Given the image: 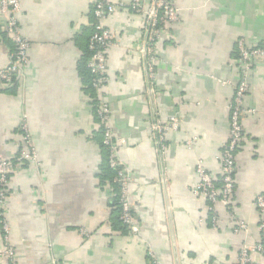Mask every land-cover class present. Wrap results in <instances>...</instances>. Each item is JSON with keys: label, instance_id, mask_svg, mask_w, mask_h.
I'll use <instances>...</instances> for the list:
<instances>
[{"label": "crops", "instance_id": "obj_1", "mask_svg": "<svg viewBox=\"0 0 264 264\" xmlns=\"http://www.w3.org/2000/svg\"><path fill=\"white\" fill-rule=\"evenodd\" d=\"M95 1L20 0L30 63L16 86L0 88V147L17 156L25 123L40 163L20 164L9 179L5 217L15 255H0V264H149L150 250L161 264H235L241 247L260 239L264 220L254 204L264 196V58L248 71L236 154L234 211L248 229L236 232L222 203L212 212L192 189L198 161L220 176L217 156L240 75L237 41L264 40V0H171L179 18L156 43L152 81L142 50L145 16L129 8L130 0H114L124 6L106 20L117 45L99 96L123 139L119 156L131 173L136 234L115 224V189L99 177L102 123L80 71ZM144 1L149 7L155 0ZM2 25L0 15V66L13 50ZM172 115L181 126L167 133L161 155L152 123ZM3 243L0 231V249Z\"/></svg>", "mask_w": 264, "mask_h": 264}, {"label": "built area", "instance_id": "obj_2", "mask_svg": "<svg viewBox=\"0 0 264 264\" xmlns=\"http://www.w3.org/2000/svg\"><path fill=\"white\" fill-rule=\"evenodd\" d=\"M124 3L114 0H96L94 2V28L89 40V48L92 51L89 60V68L93 74L92 85L98 93V115L104 128V144L109 148V164L116 169L115 180L119 183V201L122 208L121 218L126 224L129 233L136 234L140 230L139 222L134 211V201L131 192V173L119 156V145L123 139L115 137L111 128L110 106L104 96H99L101 89L108 81L107 67L110 50L117 45L115 33L110 29L106 20L115 14ZM129 8L142 13L145 16L144 28L147 39L144 42L143 51L145 54V66L149 80H153L157 66L155 46L164 32L167 24L173 23L179 18V9L171 0H155L153 5L146 6L144 0H130ZM21 9L20 0H0V15L2 17L3 33L13 45L9 61L6 65L0 66V88L8 89L14 83H18L29 66L30 41L23 34L22 26L18 20ZM239 80L236 85L235 94L230 101V130L229 136L224 143L217 159L220 163V178L209 171L202 161H198L196 173L199 178L192 192L196 197L207 201L210 211L214 212L215 205L222 203L229 211L231 221L236 232L248 229L247 222L240 218L234 211V194L236 189V154L241 147L243 134L242 108L244 97L250 90L248 71L254 61L264 58V40L257 46H249L245 39L237 41ZM103 95V94H102ZM181 121L178 115H172L167 120L155 119L152 123L151 135L163 155L167 149L166 135L171 130H178ZM23 142L20 152L15 157H6L0 147V182L8 185V174L24 162L39 164V155L36 149L31 132L25 123L21 124ZM193 141H187L188 147ZM218 179L221 186H218ZM8 188H0V207L3 209L0 231L4 237V243L0 249V255L14 257L15 252L9 241L10 227L5 217V210L8 204ZM255 207L259 214L264 215V196L258 195L255 198ZM260 239L254 243H245L238 253L235 264H257V257L264 259V220L259 223ZM149 264H161L156 254L150 250Z\"/></svg>", "mask_w": 264, "mask_h": 264}, {"label": "trees", "instance_id": "obj_3", "mask_svg": "<svg viewBox=\"0 0 264 264\" xmlns=\"http://www.w3.org/2000/svg\"><path fill=\"white\" fill-rule=\"evenodd\" d=\"M92 22L93 23L90 26L91 32L89 33V38H88L89 40H90V36H91V34L93 32V28H94V22H95L94 14H93ZM91 55H92V51L89 48V41H88L87 47L84 51V56L82 58V61L80 62V69H81L80 71H81V74H82L83 79H84V89L89 94V96L92 98V104H93L94 109H95L96 117L98 120H100L99 115H98V111H97L99 100H98L96 89L92 85V80H93L94 76L91 73L90 68L88 66ZM16 84L17 83H14V85H12L11 87L16 86ZM101 132H102L101 146L103 149V155L104 156H103V164L101 167V172H99V177H100V180L102 183L109 182L112 185V187L115 189L116 194L114 197L115 198L114 205L117 208V217L115 219V224H117L118 226H121L123 229H125V231H127L129 233V230H128L126 224L123 222V220L121 218L122 208H121L120 201H119V192H120L119 191V183L115 180L117 172H116V169L111 167L109 164V154L110 153H109V148L103 142V138H104L103 125L101 127ZM12 172H10L8 174L9 179L11 177ZM218 178H220V177L218 176ZM218 186H221V180L220 179H218ZM0 188H8V191H9V186L3 185L1 182H0ZM2 212H3V209L0 207V227L2 226L1 225V220L3 218Z\"/></svg>", "mask_w": 264, "mask_h": 264}]
</instances>
